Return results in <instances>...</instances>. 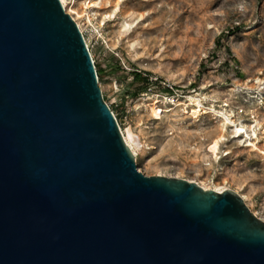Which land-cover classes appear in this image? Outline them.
I'll list each match as a JSON object with an SVG mask.
<instances>
[{"label":"water","instance_id":"water-1","mask_svg":"<svg viewBox=\"0 0 264 264\" xmlns=\"http://www.w3.org/2000/svg\"><path fill=\"white\" fill-rule=\"evenodd\" d=\"M0 264H264L238 193L138 170L60 0H0Z\"/></svg>","mask_w":264,"mask_h":264},{"label":"rangeland","instance_id":"rangeland-1","mask_svg":"<svg viewBox=\"0 0 264 264\" xmlns=\"http://www.w3.org/2000/svg\"><path fill=\"white\" fill-rule=\"evenodd\" d=\"M114 1L66 6L80 15L104 100L133 135L138 170L234 190L264 217V154L211 113L251 125L264 149V0H122L115 17ZM132 21L121 36V23ZM189 96L202 103L195 116ZM154 99L164 110L157 119ZM222 133L216 156L207 153Z\"/></svg>","mask_w":264,"mask_h":264},{"label":"bare ground","instance_id":"bare-ground-1","mask_svg":"<svg viewBox=\"0 0 264 264\" xmlns=\"http://www.w3.org/2000/svg\"><path fill=\"white\" fill-rule=\"evenodd\" d=\"M64 10L69 13L71 15V17L74 19V21L77 23L81 33L83 34V29H82V25L77 21V18L80 16L79 13L77 11H75L72 6L67 7L66 6V0H60ZM122 0H115L113 2L112 6V10L110 13L113 14V16L115 17V15L120 11V3ZM94 4V2H93ZM142 14H139V16H141ZM134 21L132 22H122L119 28V34L121 36H126L129 35L132 32V25H133ZM136 26V24H135ZM84 36V35H83ZM86 45L89 49V45L88 42L86 40V38L84 37ZM92 57V55H91ZM93 59V57H92ZM98 77V76H97ZM190 97V100L192 101V103H190L191 107L188 110L190 112V114H192L193 116L197 115L199 110L195 109L194 105H198V106H202V103L200 101V99L198 97ZM160 101L157 99L152 100V102L149 104L150 105V113L153 116V118H160L162 112L164 111L160 105H159ZM111 109V108H110ZM216 117L220 118L219 121L221 122V129L222 131H225V129L227 127H231V133H232V137L233 138H237V139H242L243 138V143L245 147H251V150H258L260 153L264 154V149H261L258 147L257 142L255 141L257 139V133L256 130L252 127L251 125H249L248 127H245L244 124H237L235 123V120L232 119V117H229L228 114L223 113L221 111L212 109V112ZM120 131L121 134L123 136V139L126 143V145L129 147V149L131 150L132 154L134 157H136L137 155V150H136V146H135V142H134V138L132 133L126 129L125 131L120 127ZM224 134H218V136H216L208 145V148L206 150L207 153L211 154V155H215L218 153V146H219V142L223 139ZM206 153V155H207ZM186 179V178H185ZM189 181H194L196 182L198 185H200L201 187H203L204 189H214L218 192L223 191L225 189H222L220 187H207L204 184L195 181V180H191V179H187ZM234 191V190H233ZM236 192V191H235ZM238 193V192H236ZM239 194V193H238ZM242 199L245 202V197L241 194H239ZM257 217H259L260 219H262L264 221V217L263 216H259L258 213L253 212Z\"/></svg>","mask_w":264,"mask_h":264},{"label":"trees","instance_id":"trees-1","mask_svg":"<svg viewBox=\"0 0 264 264\" xmlns=\"http://www.w3.org/2000/svg\"><path fill=\"white\" fill-rule=\"evenodd\" d=\"M237 28V27H236ZM218 44H219V41H218ZM96 72H97V76L99 75V71L98 70H96ZM134 76H137V74L135 73V75ZM104 98V97H103ZM116 116V115H115Z\"/></svg>","mask_w":264,"mask_h":264},{"label":"built area","instance_id":"built-area-1","mask_svg":"<svg viewBox=\"0 0 264 264\" xmlns=\"http://www.w3.org/2000/svg\"><path fill=\"white\" fill-rule=\"evenodd\" d=\"M92 61H93V63H94V60L92 59ZM109 106V105H108ZM113 113V112H112ZM113 115L115 116V114L113 113ZM115 118H116V116H115ZM116 121H117V119H116Z\"/></svg>","mask_w":264,"mask_h":264}]
</instances>
